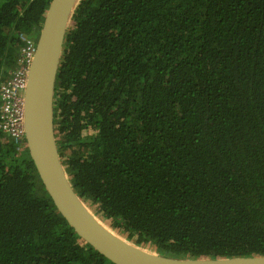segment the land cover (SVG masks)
Instances as JSON below:
<instances>
[{"label":"trees","instance_id":"1","mask_svg":"<svg viewBox=\"0 0 264 264\" xmlns=\"http://www.w3.org/2000/svg\"><path fill=\"white\" fill-rule=\"evenodd\" d=\"M50 1L0 0V84ZM53 96L65 172L111 229L171 257L264 255V0H79ZM0 264H114L1 129Z\"/></svg>","mask_w":264,"mask_h":264},{"label":"water","instance_id":"2","mask_svg":"<svg viewBox=\"0 0 264 264\" xmlns=\"http://www.w3.org/2000/svg\"><path fill=\"white\" fill-rule=\"evenodd\" d=\"M78 1H50L22 96L24 138L37 174L59 213L81 239L114 264H264V255L177 258L138 246L111 229L74 191L56 145L53 95L65 33Z\"/></svg>","mask_w":264,"mask_h":264},{"label":"built area","instance_id":"3","mask_svg":"<svg viewBox=\"0 0 264 264\" xmlns=\"http://www.w3.org/2000/svg\"><path fill=\"white\" fill-rule=\"evenodd\" d=\"M18 64L10 72V76L0 84V129L13 141L20 143L24 138L23 101L28 66L35 44L30 38H23Z\"/></svg>","mask_w":264,"mask_h":264}]
</instances>
